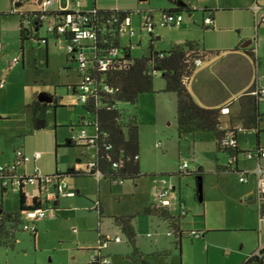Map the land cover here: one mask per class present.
Wrapping results in <instances>:
<instances>
[{"label": "rangeland", "instance_id": "rangeland-1", "mask_svg": "<svg viewBox=\"0 0 264 264\" xmlns=\"http://www.w3.org/2000/svg\"><path fill=\"white\" fill-rule=\"evenodd\" d=\"M65 2V0H63ZM183 1V0H175ZM251 2L253 0H243ZM211 6L219 7L222 0H208ZM225 0V4H229ZM121 3L130 4L137 10H146L147 16L152 12L156 29H162L166 36L163 40L155 35L154 48L156 51H168L175 43L178 29H165L160 26V11L172 7L171 0H98L97 9L116 7ZM263 7V2H260ZM89 10L93 8V0L87 2ZM38 6L33 2H25L23 9L33 11ZM44 8L47 10V4ZM134 10V11H135ZM9 12V11H8ZM184 25L195 19L198 29L201 27L202 14L195 12L192 18L188 13H182ZM208 16V15H206ZM19 16L15 14L0 13V42L2 32L8 25L19 23ZM142 19L137 15L131 17V27L135 33L134 41L138 44L143 39L142 46H136L132 57L140 56L142 52L148 55L151 40L150 31L142 28ZM48 23L40 28L38 37L48 40V45H38L32 35L26 40L21 49L20 38L17 44L9 45L4 51V58L0 54V76L7 65L8 56L10 63L14 59L22 58L25 64L16 67V83H14V95L10 96L9 102L20 104L25 99V90L38 87V94H46L52 98H59L62 105L59 108H48L46 126L38 133L44 132V143L51 139L52 153L48 155L50 168L64 170V164H78L77 168L86 172L90 157L83 155V149L77 145L74 148H62L57 150L55 158V142L62 146L66 140L78 138L80 127L79 121L89 120L78 99L68 91V85L78 82L76 65L66 61V43L62 38H54L47 31ZM184 28V27H183ZM9 29V28H8ZM7 29V31H8ZM170 35V37L168 36ZM129 33L121 35L122 44H127ZM3 43L5 42L2 40ZM172 44V45H170ZM260 54H264V40L261 37ZM13 55H15L13 57ZM19 55L18 57H16ZM6 58V59H5ZM263 70L264 58L260 61ZM262 72V76H263ZM164 85L161 77L154 79V87ZM157 90V89H156ZM3 92V90H0ZM61 99V100H60ZM235 102V99L233 100ZM120 108L135 112L138 119L140 155L139 164L142 176L137 180H128L119 185L109 184L105 180L95 177H66L65 181L72 192L81 188L82 194L75 198L60 196V206L54 212L48 211L45 220H38V232L34 239L33 235L20 230L16 234L14 248H0V264H86L88 254L81 248L92 247L99 249V237H119L120 244H110L109 252L111 264H143L135 257V248L143 255L147 264H243L264 243V228H260L257 205L242 204L238 197V191L245 186L238 181V175L234 172L222 173L216 168V162L224 166L227 159L224 152L216 149V138L212 133H196L179 138L176 122V100L172 94H164L156 91L155 94H145L139 98L136 110L130 105L120 104ZM23 109V108H22ZM157 110V113H156ZM21 110L19 117L23 116ZM260 144H264V105H261ZM26 112V111H25ZM138 113V114H137ZM236 125V133L242 148L256 146L255 132L244 131L239 124ZM4 137L0 139V146L7 145L9 150L13 147L20 148L26 140L35 143L32 137L37 129L31 124V131L25 132L20 123L13 122L7 125ZM56 126V128H55ZM87 132L92 129H85ZM34 141V142H33ZM62 144V145H60ZM30 155L33 153H29ZM187 163L189 171L201 169L202 201L197 196L198 179L180 177L179 166ZM240 171L248 163L247 158L239 156ZM249 164V163H248ZM234 170V167L232 168ZM167 180L178 186L182 182V190L187 200L189 214L184 226L189 231H208L205 241L183 239L184 248L176 247L177 238L168 235L172 230L168 224L157 218L137 216L133 220L135 231V245L128 241L127 236L114 220L122 216H135L145 206L156 203L152 195L156 192V186L160 181ZM250 185L254 187L253 179ZM159 186V185H158ZM28 194L35 192V186L26 185ZM6 211L19 210V194L8 191L4 196ZM98 208L103 211L99 215ZM55 216V217H54ZM54 217V218H52ZM54 219V222L49 220ZM49 223V224H47ZM185 227V228H186ZM259 233V234H258ZM209 252V253H208ZM76 257V260L73 258ZM89 259V257H88ZM84 260V261H83ZM79 262V261H78ZM83 262V263H82Z\"/></svg>", "mask_w": 264, "mask_h": 264}, {"label": "trees", "instance_id": "trees-1", "mask_svg": "<svg viewBox=\"0 0 264 264\" xmlns=\"http://www.w3.org/2000/svg\"><path fill=\"white\" fill-rule=\"evenodd\" d=\"M25 1H23V5ZM19 9H22V7L16 8L12 5L10 12L20 17V44L23 50L24 42L30 39L37 26L39 27L46 21L41 17L32 18L29 13H20ZM209 11V9L204 10V12ZM74 12L75 10L71 9L68 11L47 10L40 13L46 16V20L53 21L55 27L52 34L63 38L66 47L68 45L73 47V51L67 55V58L70 60L69 64L76 65L78 82L69 88L77 91L75 96L78 103L88 114L89 120L82 119L77 125H71V127H80L82 128L81 131L92 129V133L85 131L93 138L91 139L92 142L87 145L75 140H66L64 146L74 148L79 145L88 149L90 151V161L87 163L86 172L69 168L64 173L56 172L50 176L51 178H57L58 180L81 176L97 178L96 175L99 174V179L114 185L139 179L142 174L139 164L140 138L137 115L135 112L120 108L119 105H130L136 110L139 98L142 95L156 93L154 79L157 76L164 81V88L160 92L175 96L179 138L196 133L214 134L216 149L227 155L228 163L224 168L225 172H234L237 175L242 172L238 167L239 156L245 158V155L255 152L260 146L258 145L252 151H241L237 146V142L235 146L230 147L222 146L221 141L229 132L234 134L237 141V131L234 130L235 121L240 122L242 130L254 131L256 139L259 141L260 122L263 116L260 109L261 105H264V100L261 95L254 94L256 89L247 91L239 99L240 109L237 115H232L230 112L224 114L223 110L227 106L218 108L203 107L190 94L187 82L200 67H197L195 62L201 61L202 65L206 60L217 56L216 52L207 51L201 41H185L168 51L159 52L154 48L153 33L151 32L148 55L137 59L131 56L126 58V55L130 52L128 48L120 46L122 28L125 27V24L130 21L133 15L140 14L138 10H98L93 7L91 11L86 12L89 22L83 28H91L94 32V38L83 40L80 44L76 43L75 35L69 29H66L62 34L57 33L58 27L65 24L67 17L74 16ZM191 12L190 7L185 4L183 7L176 6L164 10L161 12V16L190 14ZM150 19L153 20V17L151 16ZM27 24L30 26L29 28H27ZM173 28L175 27L170 29ZM153 29H155V26H153ZM203 30H207V28L203 26ZM113 50L118 51L117 56L112 54ZM81 53L85 55V68L80 67L77 59ZM248 56L253 60L255 59L254 52L248 53ZM103 64H106L105 68ZM86 78H89V81H85ZM81 83H89V93L86 95L87 100L84 103L79 101L80 96L83 95ZM30 108L33 112L34 122H36L39 119L46 118V112L50 105L40 103L38 98L34 96ZM54 108H58V105L54 104ZM58 148L59 145H56L55 149ZM91 163H93L92 167L90 166ZM19 171H22V167L15 164L7 166L3 172H0V178L9 177ZM178 175L183 177L194 175L198 179L201 177L202 171H178ZM0 190L1 195L8 191L5 188H0ZM197 196L199 197L198 188ZM56 199H58V196ZM41 204L38 198H32L29 202L28 196L22 187L19 192V210L10 213L3 209L2 196L0 197V248H14L16 234L20 230L35 237L36 229L33 232L23 229L24 219L27 212L34 211ZM46 209L48 210V207ZM98 212L102 216L103 211L101 208H98ZM184 215V212H182L180 215L174 216L168 205L156 202L145 206L135 216L117 217L114 222L127 236L133 247L136 236L133 220L137 216L153 217L167 223L172 230V233L169 232L168 235H174L177 238L176 245H179L180 241L186 238L191 241L196 239V236H199L198 239H204L208 231L182 229ZM103 239V236L99 237V241ZM134 250L137 253V250ZM263 258L264 249L260 252V255H252L243 264L253 262L263 264ZM143 264L145 263L143 262Z\"/></svg>", "mask_w": 264, "mask_h": 264}, {"label": "crops", "instance_id": "crops-1", "mask_svg": "<svg viewBox=\"0 0 264 264\" xmlns=\"http://www.w3.org/2000/svg\"><path fill=\"white\" fill-rule=\"evenodd\" d=\"M30 1H33L38 6L37 9L33 10L37 12H42V11H47V10L68 11L71 9L79 10L81 12L90 11L88 8L89 6L87 4L88 0H81L78 6L74 4L73 0H65V2L63 0H56L55 3L51 6L48 4L47 0H26L25 2H30ZM97 1L98 0H93V7L97 6ZM207 1L208 0H183L182 1L185 4H187L192 11L189 14L190 18L193 17L195 12H199L202 14L201 27L203 28V26H205L207 30H204L205 32L200 31L198 29L199 26L195 19H192L191 22H187L184 25L183 24L184 18H183L181 25L179 27L173 28V29L179 30L177 31V34H175L177 36L175 39L176 44H173V45L170 44V45H172L171 48H173L176 45L184 43L185 41H201L207 51H213L217 53V56L206 60L195 71L193 76L187 82L188 83L187 88L190 94L192 95V97L195 99V101L199 105L203 107H208V108H218V107H223V106L228 105L229 112L232 115H237L240 109L239 99L242 97V95H244L247 91H250L252 89H264V75L262 76V72L264 74V66L262 70L261 65H260V61L264 58V54L261 55L259 51L261 37L264 40V0H253V3H254L253 7H252L251 2L243 1V0H228L229 4H225V0H222L221 5L219 7L211 6ZM261 1L263 2V7L259 6L261 4L260 3ZM176 2L177 1L175 0H171V3L173 4V6L161 10L159 12L160 16H161L162 11L169 10L171 8L178 6ZM45 3L47 4V10L44 8ZM20 4L21 6L18 8L22 7V9H19V12L22 13L25 11L23 9L24 5L23 3H20ZM12 5L13 4L11 3V0H0V13L4 15L7 13H10ZM104 7L105 8L98 9V10H120V11H134L135 10L134 6H131L130 4H126V3H121L115 8L114 7L107 8L106 5H104ZM256 7H259V9L255 11ZM205 9H209L210 11L204 12ZM137 10L140 13L137 16H139L140 19L144 17V22L150 21L149 17L152 16L153 14L152 12L150 13L149 16H147L146 10H139V9ZM18 19H19V23H13V24L8 25L9 27H6L5 31L2 32L1 39L4 40L5 42L3 43L2 40L0 42V49H1L0 54H1V57L3 58H4L3 50L4 49L7 50L9 45H14V43L17 44V38L18 37L20 38V17ZM205 19H211L213 23L210 25H205ZM45 21L48 23V27H47V31H48L51 24H53V21L52 20H45ZM44 23H42L39 27L38 26L36 27L34 31V37L36 38L35 42L38 45L45 44L47 46L48 40L45 38L42 39L38 37L40 28L44 25ZM153 24L154 26L156 25L154 22V18H153ZM129 27L131 30L133 29L131 27V19H130ZM142 28H144V25ZM152 33H153L154 40H156L155 35H160L157 38V40L159 41L163 40V37H164L163 35L166 36V34H168V32L164 33L162 29H156V26H155V29H153ZM51 35L54 36V38H60V37L53 35L52 33ZM168 36L170 37V35ZM134 37H135V33L133 36H128L126 39V42H127L126 45L122 44L121 39H120V46L124 48H128L131 54V57H132L133 51H135L136 49V46H142V42H143L142 41L143 39H140L138 41V44H136V42L133 40ZM250 41H252V43L244 47L245 44L249 43ZM252 52H254V56H255L254 60L250 56H248V53H252ZM141 53L142 54L140 56H134L132 58L137 59L143 56H147L146 54H144V52L141 51ZM67 55L68 54H66V61L69 64L70 60L69 58H67ZM14 56L15 55H13V57ZM18 56L19 55H17L16 57ZM11 57L12 56H8L6 60L8 61L7 65L4 68V71L2 72L0 76V79H4L6 81L5 87L0 88V90H3V92H0V139L4 137L5 131L7 130V127H8L7 125H9V123H13V122L20 123L23 129H26L25 132H30L31 124L34 123L35 129H36V124L38 120L34 122L33 112L30 108V105L32 103L34 96L38 98L40 95H46L43 93L38 94L39 88L34 87V88L25 90V99L20 104H12L11 102H9L10 96L14 95L15 93L14 83H16V78L14 77V75L16 73L15 72L16 67L20 65L21 63L25 64V60L23 58L24 55L22 54V58H18L19 62L15 65H12V67H10L11 63L9 62L10 61L9 59H11ZM75 84L68 85V88ZM163 88H164V85L159 84L158 88L155 87V90L157 89L156 91L160 92ZM234 99H235V102H233ZM60 105H62L61 102L58 103V108ZM52 106L54 107V105ZM21 110H25L26 112L23 111V116L19 117V114H21L20 113ZM156 113H157V110H156ZM39 120L46 121L45 119H39ZM237 123L239 124L241 128L240 122L235 121L234 130H236L235 124ZM45 126H46V122L44 123L43 128ZM38 132L39 130H37V132H35V134L32 135L35 141L34 144H32V140L31 141L26 140V142L23 143V145L20 147L22 148L20 150H22L24 153H27V154L35 153V152L41 153L40 159L36 161H32L26 164L25 166H23L22 171L24 173L30 174L34 169H37L40 174L51 176V175H54L56 172L64 173L69 168L80 170L79 168H77V165H80L78 161L79 158H77L76 160L78 162L76 166L70 163L68 165L64 164V170H58L57 168H55L54 170L53 168H50L47 157L48 155L50 156V154L52 153L51 139L50 140L48 139L47 142L44 143V139H43L44 132L42 134ZM250 132H254V131H250ZM90 133H92V131H90ZM236 138H237V146L241 151H252L258 145L260 147L264 146V144L263 145L260 144V136H259V141L256 139L257 140L256 146L250 149L242 148L240 146L237 133H236ZM56 145L58 144L55 142V146ZM64 145L65 144H63L62 146H59L58 149L66 148ZM3 146L5 147L0 146V167H6L9 165H13L15 162V153L17 150H19V148L13 147L12 150H9L7 145H3ZM55 146H54V154L56 158L58 149H55ZM81 148L83 149L82 151L83 155L86 157H90L89 156L90 151L84 147H81ZM225 157L227 159L226 154H225ZM227 163H228V159H227ZM248 163L244 165L243 171L250 170L255 167L254 162L248 161ZM226 166L216 162L217 170L222 171V173H226L224 170ZM238 167L240 169L239 160H238ZM188 170H189V166H188ZM196 171H202V170L199 168ZM180 177H183V176H180ZM97 179L101 180L99 178ZM252 179H250V181L246 184L240 183L243 186L245 185L247 186L240 188V190L238 191V197H240V199L244 197L245 199V200H241V202L244 205L246 204L245 205L246 208H247V204L252 205V206L257 205L254 201L255 199L251 202L247 201V199L251 195L255 194L256 192V181L254 179H253L254 187L250 185ZM80 189L81 188H76V191L72 192V190H70L69 185H68V190H67L68 193L74 194V196H71L69 198L72 199V198H75L77 195L80 196V194H82ZM161 189L170 190L169 197H168L170 211L174 216H178L182 212H184L185 215L183 218L182 229L184 230L189 229L186 226H184V221L185 219L187 220L190 210L188 209L187 200L183 194L182 182L180 181L179 185L175 186L172 182L171 184H169L167 180H162L159 182V184H157L156 192L153 193L152 195H154V197L156 198L157 192ZM35 192H36V188H35ZM35 192L28 194L25 189V193L28 196L29 202L32 200L31 197L35 194ZM6 193L4 195H1V190H0V197L2 196V205L5 211H6V208H5L4 196L6 195ZM60 205L61 204H60V197H59L58 199L52 202V210L50 212H54L55 210H57ZM6 212L14 213L17 211L14 210L13 212V211L7 210ZM46 217L41 220H45ZM258 220H259V212H258ZM50 222H54V219L49 220V223ZM35 226L38 232L37 221L35 222ZM37 232H36V235H37ZM205 236H204V239H205ZM104 239H110L111 241L108 243L107 248L102 251L101 256L107 257L110 260V256L114 255L108 251L110 244H120L121 241L119 243H114L113 242L114 238L112 239L111 237H104ZM204 239H197V240L205 241ZM176 247H179L180 250L181 248H184L183 240H181L180 244L177 245ZM81 249H82L81 251L87 253L88 256L82 257L80 252H78V254L80 255H76V256H81L80 259L86 258L88 261L86 264H90L92 256L96 254L95 250L92 249V247H85ZM135 249L137 250V253L134 254L136 259L141 260L142 263L144 262L145 264H147L143 260V257H142L143 255L138 251L137 248ZM253 254H255V252L252 253L250 257ZM250 257H248V259ZM73 259L76 260V257ZM244 262H245V259H244ZM77 263L80 264L81 263L80 260H77ZM251 264H257V263L253 262ZM263 264H264V258H263Z\"/></svg>", "mask_w": 264, "mask_h": 264}, {"label": "built area", "instance_id": "built-area-1", "mask_svg": "<svg viewBox=\"0 0 264 264\" xmlns=\"http://www.w3.org/2000/svg\"><path fill=\"white\" fill-rule=\"evenodd\" d=\"M24 0H12V4H20L23 3ZM56 0H47L48 4L51 6L55 3ZM81 0H73L75 5H79ZM259 7L255 8V11L258 10ZM92 10V9H91ZM90 10V11H91ZM89 12V11H87ZM74 16H69L65 20V24L63 26L58 27V34H62L66 31V29H69L71 33L75 35V41L77 44H80L83 42V40L86 39H92L94 38V32L91 28L84 29L83 26L86 25L89 22V19L86 15V12H81L79 10H75ZM41 19L46 20L45 15L40 16ZM150 21H145L144 28L148 29L150 33L153 31V20L150 19ZM183 21L182 14L178 15H166L161 16L160 26L163 28H171V27H179ZM212 24L211 19H205V25ZM130 21H127L125 24V27L122 28V34L129 33L130 36L134 35V32L129 27ZM54 23L51 24L48 31L49 33H54ZM1 51V49H0ZM73 51V47L68 45L66 47L67 54L71 53ZM112 54L114 56L118 55V51L113 50ZM80 67L85 68L86 67V59L85 55L82 53L77 57ZM19 62V59H14V61L11 63L10 67L12 65H15ZM195 65L197 67L201 66V61H196ZM103 67H106V64H103ZM85 81H89V78H86ZM6 85V81L4 79H0V88H4ZM81 89L83 91V95L80 96L79 101L81 103L86 102L87 98L86 95L89 93V83H81ZM255 95H261L262 99L264 100V89H256L254 92ZM229 112L228 105L227 108L223 110L224 114H227ZM93 136H89L85 130L81 131L78 138L75 139V141L87 145L89 142L91 143V139ZM236 139L233 133L229 132L226 134V136L221 141L222 146H235L236 145ZM16 162L14 164L18 167L25 166L26 164L36 161L40 159L41 153L35 152L33 154H27L24 153L22 150H17L15 154ZM245 158H247L248 161L254 162L255 167L250 170L242 171L238 175V181L241 184H246L250 181V179H254L256 181V192H255V199L257 201V207L259 212V224L260 228H264V146L257 149L255 152L251 154L245 155ZM233 161V160H232ZM231 161V163H232ZM13 164V165H14ZM9 165V166H13ZM90 166H93V163L90 164ZM7 167V166H6ZM5 167H0V172L4 171ZM188 170V164L184 163L179 166L180 172H185ZM97 178H99V174L96 175ZM27 184L34 185L36 188L35 194L31 198H38L41 201V206L39 208H36L34 211L27 212L25 214V223L23 225V229L25 231L33 232L36 229L35 222L41 219H44L48 211H51L52 209V202L56 200V197L58 198L63 195L65 197H71L74 196L73 193H68V184L65 181V179L58 180L57 178H51L47 175H42L39 173L37 169H34L30 174H26L23 171H19L17 173H14L13 175L5 178H0V188H5L8 191H11L12 193L19 194L21 191V188L23 187L25 191V187ZM169 191L167 189H161L156 194V200L157 202H160L164 205L169 206ZM48 207V210L46 209ZM199 236H196V239H198ZM110 239H103L102 241H99V249L95 250V255L92 256L90 264H110V260L107 257L101 256V253L104 249L107 248L108 243L110 242ZM121 239L119 237H115L113 239L114 243H119ZM264 249V243L259 247V249L255 252V255H260V252ZM254 255V254H253Z\"/></svg>", "mask_w": 264, "mask_h": 264}, {"label": "water", "instance_id": "water-1", "mask_svg": "<svg viewBox=\"0 0 264 264\" xmlns=\"http://www.w3.org/2000/svg\"><path fill=\"white\" fill-rule=\"evenodd\" d=\"M141 1H145V0H141ZM176 4L178 6H182V7L185 6V3L182 2V1H177ZM20 6H21V4H16L15 5L16 8H18ZM251 43H252V41H250L249 43H246L244 47L248 46ZM130 56H131V54H127L126 55V58H129ZM73 93L76 94L75 91ZM38 100H39L40 103H52L53 102V98H51V97H49L47 95H40L38 97ZM44 123H45L44 120H38L37 121V124H36V129L37 130L43 129ZM198 192H199V199H200V201H202V183H201V177L198 178ZM254 199H255V194L251 195L247 199V201L251 202ZM55 204H56V202H55Z\"/></svg>", "mask_w": 264, "mask_h": 264}, {"label": "flooded vegetation", "instance_id": "flooded-vegetation-1", "mask_svg": "<svg viewBox=\"0 0 264 264\" xmlns=\"http://www.w3.org/2000/svg\"><path fill=\"white\" fill-rule=\"evenodd\" d=\"M23 13H29V15H31L32 18H38V17L41 16V13H40V12H37V11H24ZM27 25H28V24H27ZM29 27H30V26L28 25L27 28H29ZM33 33H34V32H33ZM32 35H34V34H32ZM68 91H69V93H72L73 95H76V94H77V91H76V90H73V89L68 88ZM74 91H75L76 94L73 93ZM55 99H56V101H55ZM55 99L53 100L52 103H47V104L50 105V106H52V105H54V104L58 105V103H59V99H57V98H55ZM254 201H255V203L257 204L256 199H255ZM257 205H258V204H257Z\"/></svg>", "mask_w": 264, "mask_h": 264}]
</instances>
